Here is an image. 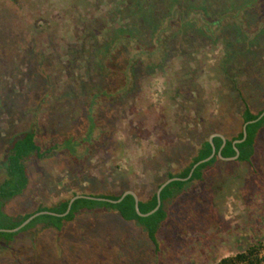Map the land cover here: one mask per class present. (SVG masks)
Wrapping results in <instances>:
<instances>
[{
	"label": "rangeland",
	"instance_id": "374dc122",
	"mask_svg": "<svg viewBox=\"0 0 264 264\" xmlns=\"http://www.w3.org/2000/svg\"><path fill=\"white\" fill-rule=\"evenodd\" d=\"M171 1L0 0V184L8 147L25 132L35 128L43 147L62 133L83 132L89 96L104 84L97 68L102 43L132 26L133 10L145 17L137 27L148 34L147 15H162ZM180 1L219 12L234 0ZM175 46L156 69L140 67L135 90L103 110L111 131L105 147L82 162L67 151L26 160L28 188L5 207L14 220L74 192L132 190L145 200L168 173L182 171L210 135L239 133L243 104L225 74L223 34ZM258 83L245 74L239 79L254 112L264 107ZM164 209L158 250L139 222L104 208L82 211L57 230L20 232L11 247L0 244V264H217L251 246L264 259V129L251 163L217 160ZM6 226L0 229L19 225Z\"/></svg>",
	"mask_w": 264,
	"mask_h": 264
},
{
	"label": "trees",
	"instance_id": "16d2710c",
	"mask_svg": "<svg viewBox=\"0 0 264 264\" xmlns=\"http://www.w3.org/2000/svg\"><path fill=\"white\" fill-rule=\"evenodd\" d=\"M232 4L233 6L230 8L214 12L207 6H185L180 0H172L167 9L163 8L162 12L164 13L162 15L161 13H158L156 17L147 15L146 19L151 28L150 32L145 35L140 33L141 27H137V25L145 22V17L139 11L133 10L134 22L130 26L133 29L130 27L116 29L107 41L102 43L97 53V68L104 79V84L101 85L100 90L89 96L83 132L79 135L72 131L62 133L54 139L50 146L43 147L37 142L38 131L33 128L25 132L20 138L13 140L9 145L6 156V176L0 184V228H6L7 223L8 228H15L31 215L40 211L65 213L72 197L85 195L83 192H74L70 198L60 201L57 206L52 208L38 207L33 212L25 214L19 221L14 220V217L5 211L6 204L21 196L28 188L27 159L32 157L42 159L54 152L67 151L78 162H82L88 159L97 148L105 147L109 142L111 131L102 120L103 110L108 109L109 105L115 104L119 98L135 90L138 84L135 76L140 73V67L156 69L166 57L165 50L175 49V44L183 45L190 38L202 40L212 37L216 40L220 34H223L226 42L229 55L226 57L227 63L224 64L225 74L232 81L240 103L243 104L241 129L235 137L227 138L226 145L222 150L223 157L234 156L236 152L233 141L243 138V125L258 119L264 112V107L257 112L252 110L245 89L239 84L240 76L245 74L248 78L259 82L256 96L264 91V62L261 61L262 53L259 52L260 49L264 50V0H234ZM263 129L264 116L257 122L247 125L246 140L236 145L240 151L237 161L252 162L257 136ZM213 143L216 151H218L223 141L221 138L215 137ZM211 154L212 145L207 138L199 143L191 162L178 174L168 173L167 178L157 185V189L172 177H188L193 166ZM217 160L220 158L216 153L211 160L198 165L187 181H173L168 184L161 192V207L148 217L138 215L135 209V199L131 195L126 196L118 204L81 198L74 201L70 212L65 217L48 214L40 216L57 218L59 222H71L82 211L111 208L116 210L124 220L139 222L158 250L157 233L167 217L164 209L165 201L180 194L186 184L194 180H202L203 170L212 166ZM156 192L151 193L145 200L139 198V209L142 213H148L157 206ZM123 193L119 195H94V197L117 200ZM40 216L33 219L18 232H0V242L2 240L12 241L20 232L41 223L42 221H38ZM42 223L57 229L62 227L61 224L57 225L45 221ZM263 260L259 256V248L251 246L235 256L220 260L217 264H262Z\"/></svg>",
	"mask_w": 264,
	"mask_h": 264
},
{
	"label": "water",
	"instance_id": "95a60500",
	"mask_svg": "<svg viewBox=\"0 0 264 264\" xmlns=\"http://www.w3.org/2000/svg\"><path fill=\"white\" fill-rule=\"evenodd\" d=\"M264 116V112L260 115V117L258 119H255V120H252V121H249V122H246L243 127H242V130H243V138L242 139H236L233 141V147L235 149V152L236 154L232 157H223L222 156V150L224 148V146L226 145V142H227V139L220 133H214L212 135H210L209 137V142L211 143L212 145V154L204 159V160H201L199 161L198 163H196L193 168L191 169L188 177L186 178H180V177H172L168 180H166L164 183L161 184V186L157 189V192H156V195H157V206L150 212L148 213H142L139 209V197L138 195L132 191V190H127L125 191L122 196L117 199V200H114V199H108V198H103V197H94V196H89V195H75L74 197H72L69 201V204H68V207H67V210L65 213H62V214H57V213H54L52 211H40V212H36L34 213L33 215H31L29 218H27L24 222H22L17 228L15 229H12V230H2L0 229V232H18L20 231L22 228H24L26 225H28L33 219H35L36 217L40 216V215H55V216H60V217H65L71 210V207H72V204L74 203V201L78 200V199H81V198H86V199H93V200H100V201H106V202H109V203H112V204H118L120 202L123 201V199L128 196V195H131L134 197L135 199V209H136V212L138 213L139 216L141 217H148L150 215H152L153 213H155L160 207H161V204H162V201H161V192L162 190L168 185L170 184L171 182L173 181H187L193 174L195 168L200 165L201 163H204V162H207L209 160H211L215 154L217 153L218 157L220 159H223L225 161H234V160H237L239 158V155H240V151L239 149L237 148V144H240L242 142H244L247 138V125L250 124V123H255L257 122L259 119H261L262 117ZM215 137H219L222 139L223 143L220 147V149L218 151H216V148L214 146V143H213V139Z\"/></svg>",
	"mask_w": 264,
	"mask_h": 264
},
{
	"label": "crops",
	"instance_id": "0c3cea01",
	"mask_svg": "<svg viewBox=\"0 0 264 264\" xmlns=\"http://www.w3.org/2000/svg\"><path fill=\"white\" fill-rule=\"evenodd\" d=\"M71 222H72V221H71ZM69 223H70V222H68V221H64L62 227H65V225H66V224H69ZM48 227H49V226H48ZM51 227H53V226H51ZM41 228H46V225L43 224V223H39V224L33 226L32 228L28 229L27 231H24V232H32V231H33V232H34V231H35V232H38V231L41 230ZM53 228L57 230V228H55V227H53ZM24 232H23V233H24ZM20 234H22V233H20ZM17 236H19V235H16L15 238H16ZM14 241H15V239H14ZM12 242H13V241L6 242V241L2 240V241L0 242V244L4 245V247H5V249H6V246H7L8 248L11 247L10 244H11ZM5 245H6V246H5Z\"/></svg>",
	"mask_w": 264,
	"mask_h": 264
}]
</instances>
